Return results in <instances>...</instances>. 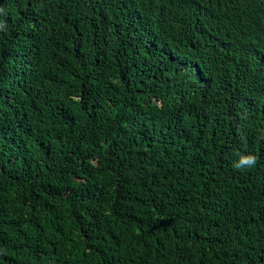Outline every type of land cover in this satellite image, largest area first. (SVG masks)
<instances>
[{
    "label": "trees",
    "instance_id": "1",
    "mask_svg": "<svg viewBox=\"0 0 264 264\" xmlns=\"http://www.w3.org/2000/svg\"><path fill=\"white\" fill-rule=\"evenodd\" d=\"M263 6L0 0V264H264Z\"/></svg>",
    "mask_w": 264,
    "mask_h": 264
},
{
    "label": "clouds",
    "instance_id": "2",
    "mask_svg": "<svg viewBox=\"0 0 264 264\" xmlns=\"http://www.w3.org/2000/svg\"><path fill=\"white\" fill-rule=\"evenodd\" d=\"M255 12L254 8L245 7L239 11L240 14L247 15ZM264 6L258 11L259 25L258 29L254 31L252 39L248 46V59L246 67L247 73H238L232 79V83L223 92L222 99L225 101V106L235 108L240 106L247 94L249 93L250 83L253 84L254 90L252 97L259 95L264 102V45L260 40L264 39ZM249 76V80H244L243 76ZM234 114H224L225 122L223 124L225 136L228 138L224 147L231 148L233 151H238L242 148L241 144L234 141L235 136L255 133L254 129L246 126L241 122V119H234ZM207 151L203 153V158L206 157ZM230 160V159H229ZM236 161V160H235ZM225 177H228V173ZM224 177V178H225Z\"/></svg>",
    "mask_w": 264,
    "mask_h": 264
}]
</instances>
